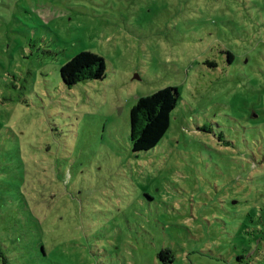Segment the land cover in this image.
Instances as JSON below:
<instances>
[{"label":"rangeland","instance_id":"1","mask_svg":"<svg viewBox=\"0 0 264 264\" xmlns=\"http://www.w3.org/2000/svg\"><path fill=\"white\" fill-rule=\"evenodd\" d=\"M0 264H264V0H0Z\"/></svg>","mask_w":264,"mask_h":264},{"label":"trees","instance_id":"2","mask_svg":"<svg viewBox=\"0 0 264 264\" xmlns=\"http://www.w3.org/2000/svg\"><path fill=\"white\" fill-rule=\"evenodd\" d=\"M230 61L235 56L228 52ZM212 67L215 61H207ZM106 62L100 54L84 51L72 57L61 67L63 83L68 87L84 80L102 79L106 74ZM180 93L178 87L168 86L155 93L140 97L131 110V141L134 152L155 148L168 131L171 114L178 105ZM164 251L160 255L165 258Z\"/></svg>","mask_w":264,"mask_h":264}]
</instances>
